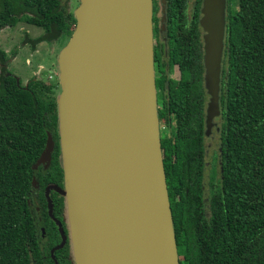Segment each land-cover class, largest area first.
Listing matches in <instances>:
<instances>
[{
	"label": "trees",
	"instance_id": "1",
	"mask_svg": "<svg viewBox=\"0 0 264 264\" xmlns=\"http://www.w3.org/2000/svg\"><path fill=\"white\" fill-rule=\"evenodd\" d=\"M170 1L167 49L172 72L166 71L156 86L168 102L176 103L159 110L158 117L165 125L163 134L160 124V142L179 264H264V0H227L219 167L215 154L208 184L199 0L191 18L186 0ZM69 3L0 0V30L24 21L45 31L37 42L69 40L76 23ZM0 62V264H55L50 249L60 244L61 235L47 213L43 187L60 184L62 168L55 163L44 178L32 166L44 149L47 131L56 138L59 89L35 78L22 85L8 71L1 50ZM33 177L39 182L48 236L42 250L28 203ZM50 198L53 216L60 218L62 198L54 191ZM54 257L57 264H74L70 244L55 250Z\"/></svg>",
	"mask_w": 264,
	"mask_h": 264
},
{
	"label": "water",
	"instance_id": "2",
	"mask_svg": "<svg viewBox=\"0 0 264 264\" xmlns=\"http://www.w3.org/2000/svg\"><path fill=\"white\" fill-rule=\"evenodd\" d=\"M227 0H202L206 133L221 114ZM57 56V120L74 264H156L157 243L179 264L160 142L153 67L152 0H79ZM18 80V79H17ZM49 131L36 163L49 161ZM34 183V181H33Z\"/></svg>",
	"mask_w": 264,
	"mask_h": 264
},
{
	"label": "rangeland",
	"instance_id": "3",
	"mask_svg": "<svg viewBox=\"0 0 264 264\" xmlns=\"http://www.w3.org/2000/svg\"><path fill=\"white\" fill-rule=\"evenodd\" d=\"M64 1L67 3L71 1L72 12L79 5V0ZM44 35L45 31L42 28L27 24L24 21H18L14 26L0 30V50L7 59L6 67L8 71L16 75L22 85H25L31 78H35L46 85L50 84L59 89L57 56L68 40L58 37L54 40L42 39L38 42L36 41V39ZM167 72L169 74L172 72L169 58ZM171 83L172 78H169L168 84ZM165 105L173 108L176 103L174 101H166ZM215 121L220 126L221 119L218 118ZM159 122L163 125L161 123L163 121ZM164 131L165 125L161 128L163 134ZM205 144L207 145L205 161L209 163L212 156L218 154L219 134L213 131L211 136H208Z\"/></svg>",
	"mask_w": 264,
	"mask_h": 264
},
{
	"label": "flooded vegetation",
	"instance_id": "4",
	"mask_svg": "<svg viewBox=\"0 0 264 264\" xmlns=\"http://www.w3.org/2000/svg\"><path fill=\"white\" fill-rule=\"evenodd\" d=\"M198 0H186V14L188 17H192L193 12L195 11V7H196V3ZM171 1L170 0H152V37H153V67H154V76H155V87H156V100H157V105H158V111H165L167 108L165 105V102L168 101V98L163 97V94L161 92V88L159 86H156V82H159V79L161 77H163L165 75V72L167 71V67H168V7H170ZM202 6V0H199V16H198V24H199V18L201 16L200 14V9ZM163 66V67H162ZM169 84L166 85L167 88ZM163 101V103H162ZM162 103V104H161ZM172 109V108H169ZM221 114L214 118L213 120V126L211 127V129L208 131V134L206 133V127H205V119H204V131H205V141L207 140L208 136L213 133V131L217 132L219 134V126L216 123V119L220 118ZM163 121V120H162ZM56 138L53 137L54 140V147L53 150L51 152V157L49 161H45L42 163H39L34 169L35 173L37 175H42L44 178H47L50 170H51V166H54L55 163H57L58 165L60 164L61 166V156H60V145H59V134H58V127H57V132H56ZM52 135V134H51ZM205 145V156H206V144ZM58 149V152H57ZM219 150V148H218ZM215 155V154H214ZM211 158V161L209 163H207L205 161V167H204V184H208V179H209V174L211 171V167H212V163H213V157ZM217 155V159L214 161L215 164V168L218 169L219 165V155ZM205 156H204V160H205ZM62 168V166H61ZM34 181V183H33ZM50 184H56L58 187H63V171H62V179L60 184L57 183H47L44 187H43V193L44 196L46 198V188L50 185ZM32 192L29 196L28 199V203L31 209V213H32V217L33 220L35 222V225H37L38 228V233H37V237H38V248L40 250H42L46 245H47V241H48V236L45 230V227L42 226V223L44 221V215L42 213V208H41V204H40V196H39V191H40V186H39V182L37 181V179L35 177L32 178ZM53 191L55 193H57L63 201V207L61 209V215L60 218L58 217H54L56 218V220L61 222V225L63 227L64 232L66 233L67 237H66V242L64 245L66 244H70V238L68 235V225H67V221L65 218V201H64V197L62 195H60L58 192H56L55 190L50 189L49 190V198L52 195ZM51 199V198H50ZM47 201V198H46ZM52 201V200H51ZM52 208H53V204H52ZM47 213L49 215V208H48V201H47ZM53 214V213H52ZM49 218L55 223L54 219L49 215ZM55 225L57 226V224L55 223ZM58 228V226H57ZM58 243V242H57ZM57 243L55 245H53V247L50 249L51 250L57 246ZM34 262V261H33ZM35 264V262L33 263Z\"/></svg>",
	"mask_w": 264,
	"mask_h": 264
},
{
	"label": "bare ground",
	"instance_id": "5",
	"mask_svg": "<svg viewBox=\"0 0 264 264\" xmlns=\"http://www.w3.org/2000/svg\"><path fill=\"white\" fill-rule=\"evenodd\" d=\"M154 255L156 264H169L167 256L159 244L154 245Z\"/></svg>",
	"mask_w": 264,
	"mask_h": 264
}]
</instances>
